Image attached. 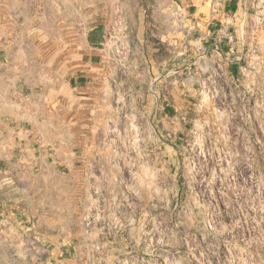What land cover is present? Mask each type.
Instances as JSON below:
<instances>
[{"label": "rangeland", "instance_id": "1", "mask_svg": "<svg viewBox=\"0 0 264 264\" xmlns=\"http://www.w3.org/2000/svg\"><path fill=\"white\" fill-rule=\"evenodd\" d=\"M82 1L0 0V94L4 82L28 98L59 93L55 115L40 118L37 155L99 153L84 167L77 160L75 186L59 162L28 170L21 185L0 154V264H264V0H205L239 4L230 32L242 58L202 60V31L183 28L186 51L173 43L164 59L182 90L149 88L151 41L135 26L149 18V0H122L127 26L113 48L126 53L110 65L126 74L85 93L67 85L106 15L101 0ZM202 1L189 2L191 15Z\"/></svg>", "mask_w": 264, "mask_h": 264}, {"label": "crops", "instance_id": "2", "mask_svg": "<svg viewBox=\"0 0 264 264\" xmlns=\"http://www.w3.org/2000/svg\"><path fill=\"white\" fill-rule=\"evenodd\" d=\"M190 1L149 0L146 6L149 10V18L147 20L140 19L138 23H135L140 40L147 39V42L151 41V51L148 50L147 53L149 59L147 67L149 88L153 85L157 90L166 89L171 84L177 90H182L185 87V83L180 80L173 83L168 81L169 72L173 70L164 71L168 64L164 59L167 52L170 51L169 46L173 43L176 44L175 47L179 49L181 56L186 51L182 29L188 26L199 27L202 31L200 40L202 50L199 55L202 60L212 57L218 63L232 65L242 58L240 42L230 32L234 24L231 22L234 21L233 18L238 11L237 5L239 4L233 1L217 4L203 0L197 7L196 14L191 15L190 10L195 5L190 4ZM99 3V8L105 11L106 18L100 22L98 27L90 29L86 39L82 42V49L78 51V57L81 60L73 67L76 77H72L69 85H67L68 89L73 92H87L99 78L108 79L113 74H121V76L126 74L122 67L114 69L110 64L113 58H122L126 53L113 47L115 43H118L117 40H121L123 33L121 29L127 26L122 17V11L127 9V6L122 0H101ZM36 4H38L37 0ZM82 4L84 8H90L92 1L83 0ZM137 8L138 10H146L143 5H138ZM112 10L119 12H115L112 16ZM172 10L176 18H171ZM207 10L211 12L207 13ZM215 11H217V15H215ZM216 49L221 51L220 54L214 52ZM182 66L180 65V67L174 69V71H179V76L184 73L181 70L186 69V65ZM151 67L153 69L152 81ZM4 70L6 74V68ZM70 71L71 67H69ZM122 85V80H117L113 87L120 88ZM12 86L11 82H4V93L3 95L0 94V154L8 155L7 172L19 184L24 185L26 184L28 170L36 169L40 172H43L44 169L55 170L57 168L55 162H59V164H66L65 167L69 168V185L72 183L75 186L76 183H80V179L76 175L82 167L76 165L77 160L83 159L82 166L84 167V162L86 160L91 161L95 154L99 155L98 152L90 149V151L84 153L83 157H76V154L72 152V155L69 153L68 158H66L57 153L50 155L44 149H39L40 155H37L36 144L42 141L40 131L46 126L40 122V118L45 110L50 112L49 115L47 113L48 116L53 117L55 115L53 107L55 104L59 105L58 91H53L57 97L53 98L52 101H43L36 98V96L26 97L22 87L14 88L13 92ZM73 98L76 100L75 96ZM79 98L87 99L86 96ZM181 98L182 96L171 98L164 95V101H177L178 99L182 100ZM69 104L70 102H68ZM165 115L166 118L171 119L168 113ZM173 121L171 120V122ZM26 122H28V126H31V129L26 127ZM68 159L71 162L66 163L65 161ZM14 179L8 178L7 180L12 182ZM52 184L58 185L59 181H53Z\"/></svg>", "mask_w": 264, "mask_h": 264}, {"label": "built area", "instance_id": "3", "mask_svg": "<svg viewBox=\"0 0 264 264\" xmlns=\"http://www.w3.org/2000/svg\"><path fill=\"white\" fill-rule=\"evenodd\" d=\"M214 52L217 53V54H220L221 51L216 49Z\"/></svg>", "mask_w": 264, "mask_h": 264}]
</instances>
